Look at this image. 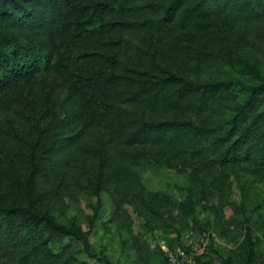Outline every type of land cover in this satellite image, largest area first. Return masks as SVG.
Masks as SVG:
<instances>
[{
	"label": "trees",
	"instance_id": "1",
	"mask_svg": "<svg viewBox=\"0 0 264 264\" xmlns=\"http://www.w3.org/2000/svg\"><path fill=\"white\" fill-rule=\"evenodd\" d=\"M262 57L264 0H0V93L53 69L67 85L60 112L36 137L2 133L39 193L26 205L0 202V264H86L66 237L96 254L81 226L40 210L46 195L73 188L100 195L114 183L152 227L178 239L191 227L176 225L185 220L171 195L145 187L148 160L188 173L201 201L229 195L234 176L242 205L261 209L264 73L203 81L189 73L245 72ZM225 225L237 239L240 223L225 216Z\"/></svg>",
	"mask_w": 264,
	"mask_h": 264
},
{
	"label": "rangeland",
	"instance_id": "2",
	"mask_svg": "<svg viewBox=\"0 0 264 264\" xmlns=\"http://www.w3.org/2000/svg\"><path fill=\"white\" fill-rule=\"evenodd\" d=\"M241 65H223L220 70L204 68L199 73L190 72L193 80L203 81L224 78L227 71L235 77L248 78L264 73V57ZM169 71L176 69L165 65ZM63 75L53 69L38 75L35 81L18 83L8 93H0V202L4 204L30 203L39 191L26 182L29 164L22 163L10 142L1 140L2 133L30 140L36 137L37 126H42L60 112L67 97ZM147 189L171 195L181 209L185 220L176 225L191 227L210 239V251L200 264H264V213L254 206L244 207L236 178H232V191L228 195L214 193L208 201L195 197L188 173L179 171L164 158L148 160L140 168ZM40 210L51 214L57 221L70 226L79 225L87 231L89 255L79 239L66 237L72 252L86 264H167L159 246L160 239L171 238L176 232L167 228L152 227L140 214L134 200L123 194L116 184H110L100 195L92 190L71 189L67 194L46 195ZM225 216L242 226L237 239L225 235ZM182 228V229H183ZM150 252L140 255L138 249L144 242Z\"/></svg>",
	"mask_w": 264,
	"mask_h": 264
},
{
	"label": "built area",
	"instance_id": "3",
	"mask_svg": "<svg viewBox=\"0 0 264 264\" xmlns=\"http://www.w3.org/2000/svg\"><path fill=\"white\" fill-rule=\"evenodd\" d=\"M171 238L163 236L159 246L168 264H197L198 257L208 252L210 239L194 228L185 230L178 239L177 233ZM176 239V240H174Z\"/></svg>",
	"mask_w": 264,
	"mask_h": 264
}]
</instances>
